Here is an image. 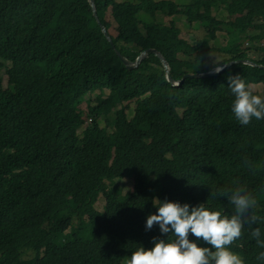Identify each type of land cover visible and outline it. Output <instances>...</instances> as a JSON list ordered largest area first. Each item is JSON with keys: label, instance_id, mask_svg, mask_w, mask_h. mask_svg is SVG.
<instances>
[{"label": "trees", "instance_id": "trees-1", "mask_svg": "<svg viewBox=\"0 0 264 264\" xmlns=\"http://www.w3.org/2000/svg\"><path fill=\"white\" fill-rule=\"evenodd\" d=\"M94 1L114 46L89 0H0V264H127L154 237L171 235L158 224L146 229L157 198L231 215L212 191L233 179L264 218V119L242 126L229 88L240 75L248 86L261 83L253 93L264 97V68L242 61L264 65V0ZM158 13L203 23L204 34L190 42ZM224 25L231 43L215 47ZM147 49L163 55L174 81L232 63L173 85L153 52L131 69L116 53L135 61ZM82 103L88 122L79 132ZM124 177L133 187L122 193L116 181ZM254 227L264 232V222L246 224L232 247L246 264H264L249 237Z\"/></svg>", "mask_w": 264, "mask_h": 264}, {"label": "clouds", "instance_id": "clouds-1", "mask_svg": "<svg viewBox=\"0 0 264 264\" xmlns=\"http://www.w3.org/2000/svg\"><path fill=\"white\" fill-rule=\"evenodd\" d=\"M223 67L217 64L216 72L222 71ZM229 80L234 97L231 110L235 119L242 126H248L253 118L264 119V97L254 94L240 75L231 76ZM212 196L226 198L233 214L224 215L203 203L190 206L157 198L154 203L158 212L148 216L146 229L158 224L161 234L171 235L167 239L154 237V247L138 248L127 264H246L232 245L244 236L246 224L264 222V218L255 212L257 200L238 179H233L230 185L213 189ZM190 234L209 246L190 240ZM249 237L258 249H264V232L259 227L252 228ZM256 260L264 262V251H259Z\"/></svg>", "mask_w": 264, "mask_h": 264}, {"label": "rangeland", "instance_id": "rangeland-1", "mask_svg": "<svg viewBox=\"0 0 264 264\" xmlns=\"http://www.w3.org/2000/svg\"><path fill=\"white\" fill-rule=\"evenodd\" d=\"M120 1V0H119ZM177 3H187L189 0H174ZM215 10H217L216 8H214V12H216ZM218 13V12H217ZM226 12L225 11H221L218 13L219 17H225ZM108 20L111 22V26L109 28L110 32L115 34L116 33V26L114 23V20L108 16L107 17ZM141 18L143 20H148L150 17L145 15V16H141ZM157 20L160 21L162 24H168L172 19H174L177 23V25L182 29L181 35L185 38H187L190 42H194L195 39L193 37H202L204 34V24L203 23H198V22H193V23H189L186 18L184 17V15H175V16H165L161 13H158L156 16ZM223 30H221V32H218V39L217 41L213 42L212 44L215 47H223L226 48L229 46V44L231 43L230 38L233 37V33L228 35L226 34V31L224 29H228L227 26H223L222 27ZM241 41V39H240ZM244 46H249V42H245ZM257 52L258 51H254L251 50L250 51V56L251 57H257ZM220 55V52H214V56H218ZM220 59V58H218ZM0 74L4 77V85H6V79H5V71L4 69L0 70ZM249 87L252 90H256V91H261L262 90V84H250ZM130 107L127 109V113L128 115H132L133 113V108H134V102H130L129 103ZM119 105H117L114 109L118 108ZM77 112L80 114L81 118L83 119V123L78 127V131L80 132L83 128L84 125L86 124V122H88V117L86 115V105L85 103H82L79 105ZM113 116V110L109 113H101L100 116V122L101 124H104V118H111ZM79 122H81L80 117L77 115ZM80 124V123H79ZM78 124V125H79ZM117 186L120 188L122 193H125L128 190H131L133 187V181L130 178L124 177L121 179H118L116 181ZM104 204V199L103 198H99V200L96 203V207L98 209L102 208V205Z\"/></svg>", "mask_w": 264, "mask_h": 264}, {"label": "water", "instance_id": "water-1", "mask_svg": "<svg viewBox=\"0 0 264 264\" xmlns=\"http://www.w3.org/2000/svg\"><path fill=\"white\" fill-rule=\"evenodd\" d=\"M90 1V4H91V7H92V10H93V14L94 16L96 17V20L98 21V23L100 24L101 26V29H102V32L104 33V35L106 36L107 40L113 45L112 43V39H111V36L109 35V32L107 31V29L105 28V26L103 24H101L98 16H97V13H96V8H95V1L94 0H89ZM114 46V45H113ZM151 51L153 52L154 54H156L160 60L162 61L163 63V66H164V69H165V72H166V75H167V79L173 84V85H178L180 83L183 82V80L186 78V77H196V78H201V77H206V76H209V75H214L218 72H216V68L214 69H211L209 71H206V72H200V73H187V74H184L183 77L178 80V81H174L171 76H170V72H169V67H168V63L166 61V59L163 57V55L156 49H147V50H144L142 51L138 56L137 58L135 59V61H131L129 59H127L126 57H124L123 55L120 54V52L118 50H116V53L118 54V56L121 58V60L124 62V64L126 65L127 68L131 69V68H135L139 65V63L147 56L148 52ZM243 62L245 63H249V64H252V65H256V66H259V67H262L264 68V65H261V64H258L256 62H253L249 59H243L242 60ZM231 62H228L226 64H224L223 66V69L228 66L229 64H231Z\"/></svg>", "mask_w": 264, "mask_h": 264}]
</instances>
